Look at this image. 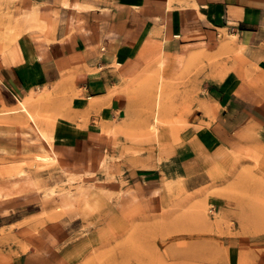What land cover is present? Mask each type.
Instances as JSON below:
<instances>
[{
  "label": "rangeland",
  "instance_id": "374dc122",
  "mask_svg": "<svg viewBox=\"0 0 264 264\" xmlns=\"http://www.w3.org/2000/svg\"><path fill=\"white\" fill-rule=\"evenodd\" d=\"M0 30V42L14 36ZM236 55L230 48L191 53L171 74L159 59L160 69L144 72L132 113L108 133L94 164L54 170L58 161L38 162L47 178L25 190L8 184L32 177L36 154L51 150L32 122L16 121L18 149L0 158V199L29 196L39 205L33 209L43 210L35 218L62 221L59 247L73 244L72 264H264V119L258 125L239 115L224 123L209 96ZM160 81L166 89L154 128ZM149 174H156L153 183L141 177ZM14 234L0 230V264H13L7 250L37 249L18 245Z\"/></svg>",
  "mask_w": 264,
  "mask_h": 264
},
{
  "label": "crops",
  "instance_id": "0c3cea01",
  "mask_svg": "<svg viewBox=\"0 0 264 264\" xmlns=\"http://www.w3.org/2000/svg\"><path fill=\"white\" fill-rule=\"evenodd\" d=\"M69 1L72 6H66V0H0V20L12 26L18 22V29L24 30L11 43L5 36L0 42V158L18 149L13 123L25 122L26 117L16 108L33 94L39 97L38 120L54 137L49 145L58 155L54 170L63 163L94 164L99 152L107 149L108 133L132 113L134 89L146 70H159L161 59V70L171 74L181 56L219 48L237 55L231 72L209 92L217 108L215 118L230 124L228 120L242 115L263 123L264 0ZM37 5L54 13L52 33L28 29L29 9ZM155 175L141 177L153 183ZM46 176L38 180L44 182ZM29 199H0V230L13 228L18 245L37 247L17 249V254L7 250L13 264L74 263L78 256L73 244L59 247L63 222L35 218L43 210L33 209L39 205ZM27 230H38V237H21Z\"/></svg>",
  "mask_w": 264,
  "mask_h": 264
},
{
  "label": "bare ground",
  "instance_id": "6f19581e",
  "mask_svg": "<svg viewBox=\"0 0 264 264\" xmlns=\"http://www.w3.org/2000/svg\"><path fill=\"white\" fill-rule=\"evenodd\" d=\"M172 2V1H171ZM81 3V2H80ZM170 3V2H169ZM65 5L66 6H72V4L70 3L69 0H66L65 2ZM171 6V5H169ZM46 7V6H45ZM82 7V6H81ZM89 8V7H88ZM92 8V6L90 7ZM170 8V7H169ZM197 8V7H196ZM87 9V8H86ZM95 9V8H93ZM198 9V8H197ZM30 13L29 15L27 16L29 19L27 21V26H28V29H41V30H44L46 31L48 34L49 33H52V31L55 29L56 27V24H55V15L54 13H45L44 11H41L38 9V7H31L29 9ZM2 15V14H1ZM200 16V15H199ZM9 18V16H8ZM16 20V18L14 19ZM22 20L24 21L23 17H22ZM17 22V20L15 21ZM14 22V23H15ZM25 23V22H24ZM15 25V24H14ZM58 25V24H57ZM18 22H17V25L15 26H12L11 24L9 23H6V22H3L2 20H0V27L5 30V31H8L9 34L13 33L14 36L12 39H7L5 40V42H8V43H11L13 42L14 40L18 39L24 32V30H21L18 29ZM4 31V32H5ZM27 34V33H26ZM30 34V33H29ZM30 36V35H29ZM44 37V36H43ZM36 39V38H35ZM50 39V37H49ZM41 41V40H40ZM48 42V41H47ZM165 43V42H164ZM224 46V45H223ZM225 47V46H224ZM229 52V51H228ZM227 53V52H226ZM188 59V58H187ZM164 61L162 60L160 62V67L163 68L164 66ZM165 68V67H164ZM165 84L163 83V81L159 82L158 84V92H157V99H156V105H155V118H154V128H156V126L158 125V121H159V114H160V110H161V98H162V94L164 93L165 91ZM45 93V92H44ZM43 93V94H44ZM41 95V94H40ZM35 96V95H34ZM20 98V97H19ZM37 99V97H36ZM36 99H34L33 97V94L31 95V97L25 99V100H20V103H19V106L16 108V110H19L21 112H24L25 113V117L26 119L29 121V122H32L36 128H37V132L40 136V138L42 140H44L45 142H47L48 144H50L52 146V143H53V140H54V137H53V134L51 132V129H48V128H45L41 123H39L38 121V117H39V111H40V108L38 107V103L36 101ZM39 99V97H38ZM37 99V100H38ZM2 110V109H1ZM3 110H7L6 109H3ZM9 110V109H8ZM13 110V109H12ZM15 110V111H16ZM5 113V112H4ZM9 113V112H8ZM5 115V114H4ZM15 115V114H14ZM16 115H18L16 113ZM15 115V116H16ZM154 115V114H153ZM3 116V115H2ZM8 118V117H7ZM6 119V117H5ZM26 120V121H27ZM4 122V121H3ZM109 131V130H108ZM156 131V130H154ZM26 132H23V134H25ZM26 134H29V133H26ZM179 136V135H178ZM177 136V137H178ZM180 140V139H179ZM26 142V141H25ZM40 143V142H39ZM41 154V153H40ZM40 154H36L35 156V162L37 163L36 165H32V168H31V172L33 173V176L30 177L25 181V182H15V183H7L8 186L10 187H13L15 189H19V190H25L26 188H29L31 185H36L39 179V177H43V175H47V171L46 170H43V168H46L44 166H42L41 168H39L38 164L40 162H57L58 161V155L57 153L52 149L51 150V155H40ZM39 162V163H38ZM48 164V163H46ZM45 165V164H44ZM21 167H19L20 169ZM12 169V168H11ZM13 170V169H12ZM7 171V170H6ZM19 171V170H18ZM21 171V170H20ZM14 174V173H13ZM12 174V175H13ZM15 174H17L15 172ZM10 175V176H12ZM72 176V175H71ZM76 176V175H75ZM16 177V175H15ZM72 179V178H71ZM71 181V180H70ZM63 185V184H62ZM29 186V187H28ZM66 191V190H65ZM64 192V191H63Z\"/></svg>",
  "mask_w": 264,
  "mask_h": 264
}]
</instances>
